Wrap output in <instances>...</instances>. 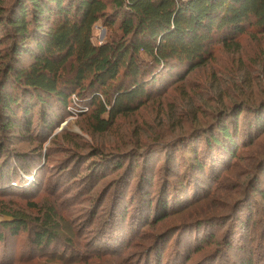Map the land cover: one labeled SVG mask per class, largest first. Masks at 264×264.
<instances>
[{"label":"rangeland","instance_id":"374dc122","mask_svg":"<svg viewBox=\"0 0 264 264\" xmlns=\"http://www.w3.org/2000/svg\"><path fill=\"white\" fill-rule=\"evenodd\" d=\"M119 34L118 24L100 21L93 43ZM157 89L105 133L94 131L83 105L33 106L29 127L16 111L24 127L6 132L0 103V209L31 228L51 211L59 226L57 240L39 250L30 232L6 231L0 264H264V34L249 29L185 80ZM230 113L242 114L236 158L207 146Z\"/></svg>","mask_w":264,"mask_h":264},{"label":"trees","instance_id":"16d2710c","mask_svg":"<svg viewBox=\"0 0 264 264\" xmlns=\"http://www.w3.org/2000/svg\"><path fill=\"white\" fill-rule=\"evenodd\" d=\"M100 21L118 24L119 37L94 44ZM252 28L264 34V0H0V49L6 46L0 55L4 131L23 126L16 111H23L29 127L33 106L67 112L83 105L92 110L94 131L105 133L119 117L145 107L160 92L162 80H185L212 61L216 46L233 48ZM48 116L43 111L51 129ZM240 116L230 113L207 146L236 158ZM244 126L251 130L253 123L245 119ZM206 167L200 159L195 168L203 172ZM0 214L12 217L0 222V242L7 240L6 231L13 238L28 231L39 250L59 236L54 212L48 211L35 228L22 216L1 209ZM160 216L163 221L168 214Z\"/></svg>","mask_w":264,"mask_h":264},{"label":"built area","instance_id":"2783aa9c","mask_svg":"<svg viewBox=\"0 0 264 264\" xmlns=\"http://www.w3.org/2000/svg\"><path fill=\"white\" fill-rule=\"evenodd\" d=\"M182 1H187V0H182ZM74 102H77V98L74 96Z\"/></svg>","mask_w":264,"mask_h":264}]
</instances>
